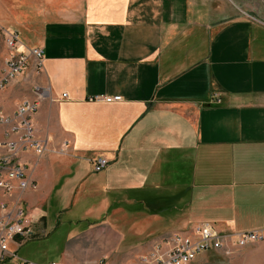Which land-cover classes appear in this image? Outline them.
<instances>
[{
    "label": "crops",
    "instance_id": "0c3cea01",
    "mask_svg": "<svg viewBox=\"0 0 264 264\" xmlns=\"http://www.w3.org/2000/svg\"><path fill=\"white\" fill-rule=\"evenodd\" d=\"M224 2L0 0L19 49L44 51L41 71L31 62L0 91V112L47 91L33 118L47 149L25 154L38 182L26 199L37 231L75 240L66 264L90 239H119L106 213L128 206L161 218L159 235L264 227V23ZM100 156L110 163L97 172Z\"/></svg>",
    "mask_w": 264,
    "mask_h": 264
},
{
    "label": "built area",
    "instance_id": "2783aa9c",
    "mask_svg": "<svg viewBox=\"0 0 264 264\" xmlns=\"http://www.w3.org/2000/svg\"><path fill=\"white\" fill-rule=\"evenodd\" d=\"M0 34H3L9 51L0 76L2 91L20 78L31 62L41 71L44 68V51L40 47L20 50L22 41L18 32L8 31L2 25ZM33 90L38 94L37 99H24L11 113L0 112V263L17 261L34 264L21 259L17 252L24 243L41 234L34 228L29 214L26 194L36 190L38 182L33 174L34 167L25 154L32 152L41 156L46 152V141L37 137L33 118L41 99L47 97V91L39 86ZM89 99L114 102L121 101L122 96L96 94ZM109 163L107 157L100 156L94 160V170L102 171ZM262 240L264 228L228 232L211 222L202 221L189 231H177L169 237H161L145 254L137 256L130 264H193L210 251L230 255L236 247ZM13 244L17 246L16 249L12 248Z\"/></svg>",
    "mask_w": 264,
    "mask_h": 264
},
{
    "label": "rangeland",
    "instance_id": "374dc122",
    "mask_svg": "<svg viewBox=\"0 0 264 264\" xmlns=\"http://www.w3.org/2000/svg\"><path fill=\"white\" fill-rule=\"evenodd\" d=\"M224 3L237 9L241 14L264 23V0H226ZM236 6H240V10ZM4 50L8 51V48L3 35L0 34V60L2 61ZM128 207L117 211L108 210L106 213L107 226L122 233V236L119 239L117 236H112L105 242L90 239L89 242L92 245V248L88 249L90 253H84V256L81 257H71V264H123L127 255L122 256L121 254L131 253L134 261L137 256L145 254L161 237H169L172 234L166 232L159 235L164 229V221L159 217L144 216L143 206ZM195 225L183 226L177 231H189ZM225 230L235 231L227 228ZM74 241L66 240L63 234L56 233L49 236V234L41 232L40 236L30 239L18 248L17 253L21 259L34 264H51L53 261L66 264L68 255L66 252L63 253V250H66L67 247L71 249ZM238 253L239 255L235 259L230 260L234 254ZM207 254V256L196 259L193 264H264V240L236 247L230 255L220 251H210ZM0 264L19 263L7 261Z\"/></svg>",
    "mask_w": 264,
    "mask_h": 264
}]
</instances>
